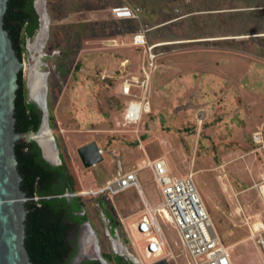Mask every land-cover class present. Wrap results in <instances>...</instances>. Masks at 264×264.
<instances>
[{"label": "rangeland", "instance_id": "1", "mask_svg": "<svg viewBox=\"0 0 264 264\" xmlns=\"http://www.w3.org/2000/svg\"><path fill=\"white\" fill-rule=\"evenodd\" d=\"M131 2L146 9L142 25L152 28L166 23L149 33L151 40L162 41L165 54L157 60L156 70L150 72L144 94L151 112L136 124L125 122L124 110L127 101L142 100V91L134 87L131 96H124L118 90L123 81L119 69L124 67L120 65L122 58L131 54L139 58L141 52H130L129 47H122L120 52L111 40L116 34L132 32L137 24L111 21L106 11L110 3L105 0H34L39 28L41 18H46L49 25L41 52L35 46L40 29L26 39L21 72L31 97L36 84L45 87L47 125L75 184L74 192L66 195L101 187L116 173L119 162L126 172L143 159L162 157L172 176L193 174L219 239L230 248L232 264H264V253L250 239L252 227L264 222V208L256 189L264 182V149L258 151L253 141V135L261 132L264 143V63L258 57L234 63L236 57L245 56L224 54L217 60L210 58L208 64V45L201 41L218 29L235 34L264 28V12L230 10L235 6H262L264 0ZM212 8L226 10L205 22L204 11ZM251 43L262 58L264 40ZM125 67L135 68H130L135 73L140 69L132 64ZM139 74L142 77V72ZM33 134L29 139L35 137ZM89 143L97 144L102 161L86 168L77 150ZM137 178L144 199L151 207H160L162 199L151 171L142 169ZM106 196L110 202L104 197L103 201L115 209L114 234L108 230L97 198L80 197L101 253L113 254L118 246L120 252L137 261L139 250L130 245L121 219L129 225L140 217H132L134 212L143 213L138 189L131 186L116 194L106 192ZM160 224L178 264H187L189 257L178 245L174 228ZM139 244L142 246L143 241Z\"/></svg>", "mask_w": 264, "mask_h": 264}, {"label": "built area", "instance_id": "2", "mask_svg": "<svg viewBox=\"0 0 264 264\" xmlns=\"http://www.w3.org/2000/svg\"><path fill=\"white\" fill-rule=\"evenodd\" d=\"M112 2L109 13L115 20H127L139 22L143 12L141 6L135 5L131 0H106ZM145 31L140 30L132 37L134 46H147L144 36ZM153 47L147 46V65L142 71V80L130 77L123 80L122 94L131 96L133 87L142 89V100H130L124 111V120L127 124L138 123L143 114L150 112V105L144 96L148 89L150 72L155 68ZM201 119L199 122H202ZM261 132L253 135V141L258 144V151L264 149ZM148 168L152 171L158 193L162 199V205L151 207L143 198L144 211L135 222L127 225L126 231L130 245L139 252L138 264H153L166 260L168 264H178L176 256L164 234L161 223L174 228L178 236V245L189 257L187 264H232L230 248L219 239L212 220L207 212L203 200L192 180V173L186 177H172L164 159L142 160L138 166L123 174H120L105 182L99 188L79 191L73 194L76 197L95 199L105 198L106 192L116 194L131 186L138 189L140 195L137 173ZM258 195L264 208V182L256 186ZM96 199V200H97ZM123 224V223H122ZM124 225V224H123ZM125 226V225H124ZM250 239L264 253V222H258L252 227ZM142 240V246L139 241ZM138 248V249H137Z\"/></svg>", "mask_w": 264, "mask_h": 264}, {"label": "trees", "instance_id": "3", "mask_svg": "<svg viewBox=\"0 0 264 264\" xmlns=\"http://www.w3.org/2000/svg\"><path fill=\"white\" fill-rule=\"evenodd\" d=\"M36 10L34 0H7L3 28L20 61L26 39L32 38L40 29V16ZM17 85L14 131L19 134L35 132L40 122L39 113L35 105L27 101V85L22 72L17 75ZM14 153L21 177L20 190L29 198H37L25 204L24 246L29 260L31 264H62L67 254L63 231L68 228V225H62V221L64 217L84 208L80 197H64L74 192V179L64 164L62 168L48 165L41 156L40 146L33 140L16 144ZM97 201L104 216L111 218L114 211L112 205L100 199ZM104 258L113 260L114 264H121L122 261L117 254H106Z\"/></svg>", "mask_w": 264, "mask_h": 264}, {"label": "water", "instance_id": "4", "mask_svg": "<svg viewBox=\"0 0 264 264\" xmlns=\"http://www.w3.org/2000/svg\"><path fill=\"white\" fill-rule=\"evenodd\" d=\"M6 6L7 0H0V264H31L24 246V222L27 214L25 204L37 198H29L20 190L21 177L17 171L14 147L29 140L42 146V141L37 137L41 135L44 125L42 123L35 137L30 139L29 135L33 133L19 134L14 131L17 75L24 69V64L17 57L3 28ZM27 89L29 90L28 84ZM34 104L44 115L45 109L36 101ZM46 127L48 128L47 123ZM77 154L86 168L96 166L102 161L101 151L96 143L80 147ZM64 197L69 199L75 196L68 194ZM100 261L102 264H107L102 259ZM153 264H168V262L161 260Z\"/></svg>", "mask_w": 264, "mask_h": 264}, {"label": "crops", "instance_id": "5", "mask_svg": "<svg viewBox=\"0 0 264 264\" xmlns=\"http://www.w3.org/2000/svg\"><path fill=\"white\" fill-rule=\"evenodd\" d=\"M109 3L110 4L106 8V11L107 12H109V7L111 6V3L112 2H109ZM225 10L224 9H213V8L212 9H206L204 11V15H207V18L204 21L205 22H209L208 20H210L209 19L210 16L216 15L217 13H220V12L225 11ZM230 10H233L235 12L252 11L255 14V13L264 12V5L260 6L258 4H255L252 7H248V8H243L242 6H235V8H232ZM146 15H147L146 9L143 8V12H142L140 21L139 22H135V21H127V20H115V19H113L112 15L110 14V18H111L110 20L113 21L114 23H117V24H129V23H133L134 24L135 23V24H137V27L132 32H130V33H120V34H116L115 37L112 38V40H111L114 43L113 44V47L118 48L120 52L122 50V47H129L130 49H132L130 52H132L133 50H135V52L140 50V52H141V56L139 58L138 57L135 58L131 54L130 56H128L126 58H122L120 60V65L121 66H124V67H122V68L119 69L120 74H121L120 75V79L121 80L129 79V77H136L139 80H140V78H142L140 74L139 75H136V73H139V71L142 72L143 70L146 69V65H147V51H146V48H147V46H152L153 47L152 48L153 49L152 50L153 53H155L157 55V57L155 58V68H154V70H156V68H157V64H156L157 63V60H159L160 56H162V55L165 54V51H163V47L165 45L162 43V41L161 40H155V39L151 40V36L149 35V33L152 30H154V29H158V28H162V27L166 26V23L164 25H159V26H154L152 28H148L147 26L142 25L143 18L145 19L146 18ZM177 20H179V19L171 20V22H169V24H172V23L176 22ZM217 23L219 25V22H217ZM215 26H217L216 22L214 23L213 28ZM203 27H205V26H203ZM140 30H144L145 31L144 36H145V39H146V42H147V46H134L132 44V37H133V35L135 33H137L138 31H140ZM258 39H263L264 40V28L259 27L257 31L241 32V33H235V34H233V33L232 34L220 33V30L218 29V30H215V32L213 34L204 35L202 37V40L201 41L203 43H206L208 45L207 46L208 54H206L208 57H206V61L209 60L210 58H212L214 60H217V58H219V56L224 55V54H226V55H229V54H241V56H245V57H236V59L238 61H236L235 59H233L234 60L233 61L234 63L235 62L241 63V62H243L246 59V57H248L249 59L250 58H256L257 59V57H258V59L260 60V62L261 63H264V60L262 59L264 57V55H263L262 58H260L259 55H261V53L258 52V50H256V48H255V46L258 47L259 41H256L255 46L253 45L254 43H251L254 40H258ZM248 43H250V45L247 47L248 49L246 48L247 50L246 49L244 50V49L241 48V47H246V45H248ZM238 44H242V46L240 47V45H238ZM230 47L233 50H230ZM227 48L229 50H227ZM243 51H245V52H243ZM251 56H253V57H251ZM207 62H208V64L209 63L211 64L212 61L209 60ZM116 64H117V62L116 61H113V65H116ZM128 64H132V66L137 65L140 68L139 71L135 73L134 71L130 70V68H132L133 70L135 68H133V67L126 68L125 66L128 65ZM218 64H219L218 62L215 63L216 66H218ZM214 69H216V68L214 67ZM122 87H123V81H121V83L119 85V89H118L121 93H122ZM137 89H139V90L142 91V89H140V88H137ZM148 102H149V100H148ZM127 103H128V101H127ZM127 103H126V106H127ZM149 105H150V102H149ZM150 112H151V107H150ZM149 113H147V114H149ZM147 114H143V115H147ZM143 115H142V117H143ZM98 149H99V147H98ZM101 155H102V151H101ZM158 158L164 159L162 157H158ZM158 158H155V159H158ZM143 160H154V159L147 158V159H143ZM167 166H168V164H167ZM122 168L123 167L121 166V162H119V165H118V168H117L116 173L113 174L110 179H112V178H114V177H116V176H118L120 174L126 173V172H128V171H130L132 169L131 168L130 170L128 169L126 172H122ZM151 174H152V171H151ZM169 174H170V169H169ZM186 176H182V177H186ZM172 177H176V176H172ZM152 178H153V174H152ZM110 179H108V180H110ZM153 181H154V178H153ZM154 183H155V181H154ZM103 184H105V183H103ZM156 187H157V185H156ZM157 190H158V188H157ZM142 195H143V192H142ZM142 195H140L141 199L144 198ZM99 199L100 200H103V198H99ZM106 200H107V202H110L109 199H106ZM142 214L143 213L142 212H139V211H138V213L137 212H134L132 214V217L133 216H137V217L140 216L141 217ZM121 220H122V223L125 225L126 224L125 219L122 218ZM132 222H135V221H132ZM132 222H129V224L132 223ZM126 226L127 225H125V227Z\"/></svg>", "mask_w": 264, "mask_h": 264}, {"label": "flooded vegetation", "instance_id": "6", "mask_svg": "<svg viewBox=\"0 0 264 264\" xmlns=\"http://www.w3.org/2000/svg\"><path fill=\"white\" fill-rule=\"evenodd\" d=\"M27 99L28 102L34 104L35 100L33 99V97H31L28 89H27ZM38 113H39V121H40L39 126L37 131L32 132L35 134L38 132L39 128L41 127L44 119L43 117L44 115L39 111ZM40 148H41V156L48 165H50L51 167L62 168L63 163L61 162V158L58 155V151L56 149L55 144H53V148L50 146V152L46 150V147L45 150L43 146H40ZM57 178H60V176H58ZM98 207L102 211L100 205H98ZM107 211H109L108 208ZM104 217L105 220L107 221L108 230L110 231L112 230V233L114 234L116 231V223L114 220L115 219L114 215L112 214L111 218L106 216ZM87 222H88V217L85 214L84 208L82 210L73 212L72 215L64 217L62 221V225H68V228L63 231V240L66 243L67 254L63 259L62 264H89L90 262H97L98 264H102L100 261L101 259L104 260L107 264H114L115 262L113 260L108 261L107 259L104 258L105 254L101 253L100 247L97 244L98 237L92 231V229H90L89 224ZM117 247H116V251L113 254H117L122 257L121 264H138L125 252L123 251L120 252L118 250L119 247L118 248Z\"/></svg>", "mask_w": 264, "mask_h": 264}, {"label": "bare ground", "instance_id": "7", "mask_svg": "<svg viewBox=\"0 0 264 264\" xmlns=\"http://www.w3.org/2000/svg\"><path fill=\"white\" fill-rule=\"evenodd\" d=\"M43 12V11H42ZM42 15V14H41ZM43 17V16H41ZM41 29L38 33V36L36 37V48H38L36 51L37 52H41V49L43 48V45L45 43L46 40V30L48 28L49 25V21L46 20V18H41ZM45 87L44 85L41 83H38L35 85L33 93H32V97L33 99L39 104L40 107H42L43 109H45V113H44V119H43V130L41 131V135L38 136L37 138H40V140L42 141V146L45 150H48L50 152V146L53 148V141L51 139V133H50V128L46 127V123H47V107H46V102H45ZM50 154V153H49ZM52 156V155H51ZM53 159V158H52Z\"/></svg>", "mask_w": 264, "mask_h": 264}]
</instances>
